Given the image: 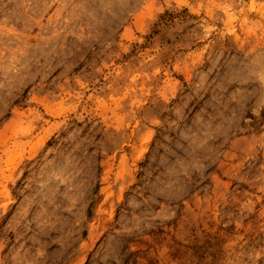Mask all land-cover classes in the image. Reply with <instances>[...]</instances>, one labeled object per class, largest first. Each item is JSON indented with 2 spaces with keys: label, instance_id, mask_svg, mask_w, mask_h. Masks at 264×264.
<instances>
[{
  "label": "rangeland",
  "instance_id": "374dc122",
  "mask_svg": "<svg viewBox=\"0 0 264 264\" xmlns=\"http://www.w3.org/2000/svg\"><path fill=\"white\" fill-rule=\"evenodd\" d=\"M0 264H264V0H0Z\"/></svg>",
  "mask_w": 264,
  "mask_h": 264
},
{
  "label": "trees",
  "instance_id": "16d2710c",
  "mask_svg": "<svg viewBox=\"0 0 264 264\" xmlns=\"http://www.w3.org/2000/svg\"><path fill=\"white\" fill-rule=\"evenodd\" d=\"M166 16L170 17V19H176L178 15L172 13H164L162 16H160L159 22L153 26V30L145 37L146 40L152 39L154 35H157L158 31L155 27H158L161 23L163 24L164 22L162 21L165 19Z\"/></svg>",
  "mask_w": 264,
  "mask_h": 264
}]
</instances>
